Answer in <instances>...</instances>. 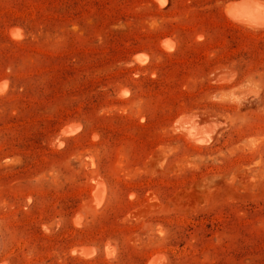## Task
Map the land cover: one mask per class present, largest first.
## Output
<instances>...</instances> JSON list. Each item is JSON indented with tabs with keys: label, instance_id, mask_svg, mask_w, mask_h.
Returning <instances> with one entry per match:
<instances>
[{
	"label": "rangeland",
	"instance_id": "obj_1",
	"mask_svg": "<svg viewBox=\"0 0 264 264\" xmlns=\"http://www.w3.org/2000/svg\"><path fill=\"white\" fill-rule=\"evenodd\" d=\"M163 1L0 0V264H264V29Z\"/></svg>",
	"mask_w": 264,
	"mask_h": 264
},
{
	"label": "bare ground",
	"instance_id": "obj_2",
	"mask_svg": "<svg viewBox=\"0 0 264 264\" xmlns=\"http://www.w3.org/2000/svg\"><path fill=\"white\" fill-rule=\"evenodd\" d=\"M156 2L160 6L164 3L163 0H156ZM225 13L231 24L237 27L250 31H259L264 29V2L262 0H239L237 2L229 3ZM138 61L143 63V59H138ZM179 128L184 132L183 135L185 136L187 142L195 147L207 144L211 138V130L199 126L195 118L192 116L182 118L179 122ZM74 130L64 128L63 133L67 135L72 133ZM91 189H93L94 192L97 190L99 192L98 194L95 193L96 197L93 198L94 205L98 207L103 200V187L97 181ZM89 254L90 252L84 250L80 252L82 257H87Z\"/></svg>",
	"mask_w": 264,
	"mask_h": 264
}]
</instances>
